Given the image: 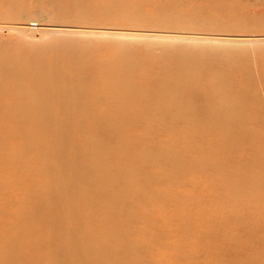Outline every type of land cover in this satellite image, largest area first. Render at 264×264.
<instances>
[{"label":"rangeland","instance_id":"rangeland-1","mask_svg":"<svg viewBox=\"0 0 264 264\" xmlns=\"http://www.w3.org/2000/svg\"><path fill=\"white\" fill-rule=\"evenodd\" d=\"M236 13L240 19L234 17ZM260 16H264V0H0V113H7L0 140L6 144L2 160L13 182L0 197V247L12 245L7 242L8 232L12 242L29 254L45 256L49 246V255L40 264H57V260L79 264L71 250L68 255L73 256L61 259L58 255L67 240L75 237L73 242L88 257L87 264H112L109 233L104 221L95 216L91 200L100 197L99 192L132 189L130 183L123 185V170L120 177L117 172L121 167L157 172L149 164L152 157L182 146L174 141V130L158 125L147 129L149 121L141 113L145 96L160 90L156 81L165 76L180 72L190 81L186 93L192 102L201 101L204 119L224 100L216 91H225L227 103L240 99L243 107L231 106L238 109L235 124L260 134L261 139L230 145L210 122L206 126L192 123L176 131L187 133L183 147L200 149L210 164L216 162L223 170L231 164H247L250 150H263L264 155V18ZM67 27L78 31L66 32ZM67 44L78 47L69 51ZM88 53L92 57L87 58ZM134 62L139 65L131 68ZM74 66H80L82 96L73 81ZM215 70L223 72V80L217 79ZM88 72L93 77L87 80ZM119 90L122 95L115 97ZM207 93L211 99L203 100ZM223 117L227 115L217 118L221 125H225ZM192 134L197 137L188 140ZM190 173L181 177V185L171 186L170 193L183 195V205L191 208L189 217L211 215L218 221L222 239H213L212 244L199 239L196 235L204 236L207 226H198L183 246L191 253L186 252L185 258L176 256L175 243L187 231L174 216L175 203L167 197L161 201L171 211L168 214L146 198L136 210L148 209L152 219L133 226L134 231H142L138 240L143 245L137 249L142 264H158L159 260L161 264H223V260L240 264L247 258L252 263L255 256L260 258L257 264H264V220L260 216L264 217V188L258 193L241 189L232 199L221 186L208 185L209 178L215 180L213 173L202 172L194 179ZM156 176L160 179V174ZM230 180L237 185L242 177ZM94 183L103 190L97 191ZM159 183L169 189L167 182L161 179ZM129 199L125 197L124 202ZM238 216L248 224L240 230L233 221ZM45 225L51 231L50 242L40 236L48 229ZM147 233L156 235L155 243L146 241ZM224 235L247 239L234 243L230 236L223 239Z\"/></svg>","mask_w":264,"mask_h":264},{"label":"bare ground","instance_id":"bare-ground-1","mask_svg":"<svg viewBox=\"0 0 264 264\" xmlns=\"http://www.w3.org/2000/svg\"><path fill=\"white\" fill-rule=\"evenodd\" d=\"M177 1L180 2L181 0H177ZM259 15H262V14L259 13ZM234 17L237 19L238 18L240 19V14L236 13ZM258 18H264V16H262V17L260 16ZM68 30H72V29L70 27H67L66 32ZM77 31L78 30H72L71 32L75 33ZM75 40L77 42H81L80 40H78L76 38H75ZM72 46L78 47V44H73V45L67 44V50L71 51L70 48ZM181 50L188 51L189 49L187 50V49L183 48ZM189 51L191 52V50H189ZM203 51H206V47L203 49ZM86 57L90 58V57H92V54L88 53ZM56 61H57V58H56ZM55 63H57V62H55ZM128 64L129 63H126V65H128ZM135 64H137V63L134 62V64L130 65V67L134 68ZM137 65H139V64H137ZM182 71H183V69H182ZM79 72H80V66H74L73 67V81L76 83V87L78 89L79 95L82 96L83 93L80 92L81 91L80 88L82 86L83 78ZM213 72H214L213 74L217 77V79L219 81L224 79L225 75H223V72H220L219 70H215ZM181 75L182 74H180V72H178L175 74L168 75V77L165 76L162 78V80H160V79L157 80L156 82H157L158 86H160L161 89L156 91V92L155 91L153 92V94H155L154 97H151V96H153V94L149 95V96H147L148 95L147 94L144 98V100L146 99L145 108H143V106H140V107L142 108V111H141L142 115L145 116L149 121L148 126H146L147 129L152 128L151 130H153L154 129L153 125H158L160 127L166 128L168 130H174L175 132L171 133L172 136L174 137V141L176 143H178V145L180 143H182V146H178L174 150L171 149L172 151H170V152L165 151L166 149H164V151H162V153L159 152L160 154H158V156L152 157L151 162H149V164L154 169H157V172H156V170H153L154 172H151L148 169H145L144 167H142V170L139 172H138V169L134 170V169H131L128 167H121V169H119L117 172L119 173V177H120V172L123 170L122 178L125 181V183L123 185L130 183V185L132 186V189L129 192H126V191L122 192V191H118V190H116L115 194H102V192H99L100 197L92 198V200H91V198L87 199V200H91L94 202L93 207H94V211H95V216H97L98 218H101L104 221L105 228L109 233V241H108L107 246H108L109 259L112 261V264H142V257L140 255V253L137 252V249L139 247H142V245H143V243L140 242L141 240L140 239L138 240V237L142 236L141 235L142 231L139 230L140 228L137 229L136 231H134L133 226L135 224L139 225L141 223H145V222L152 219L150 212L147 211L148 209H144V211L136 210L137 207H141L140 206L141 202L144 201L146 198H148L152 202L154 201L156 207L159 206L157 208V210H162L163 213L168 212V214L171 211L167 210L165 204L161 205L160 204L161 201L166 202V197H167L168 201L172 200L175 203V209H174L175 212L173 210L174 216L177 219H179V222H181L180 225L182 226V228L186 229V231H187L185 233V235L180 236L181 239L177 240L175 243V246H177V249L175 252L176 256H178V257L182 256L185 258L188 255V254H186V252H189V251L186 249H183V248H185L183 246L186 245L188 239L191 238L193 235L192 232L196 229V227L198 228V226H203V227L207 226V228L205 230H203L204 236L203 235H196V237H198L199 239H202L203 241L211 242V244H212L213 239H222V237L220 236V231L222 228H221L218 221L214 220V218H211V215H210V217H206L209 215H206L205 217H200L202 220L201 219H193V218H191V216L189 217V215H190L189 210L191 211V208H189L190 207L189 203H187L189 207L188 208L185 207V205H183L184 199H182L183 197H180L181 194L178 195L175 193V195H174L173 193L172 194L170 193L171 186H173V185L176 186L177 183H180V185H181V183H182L181 179L185 178V175L189 172H191L190 175L193 176V179H194V177L200 178L202 172H203V174L204 173L207 174V176H208V171L210 173H213L215 180H212L209 178V181H207V182H209L208 185L212 186V185L216 184V185L221 186L222 189H224V191H223L224 195H226L232 199H234L235 197H237L239 195V192L241 191V189L247 190V193H249V190H252V191H255L258 193V190L264 188V185H263L264 184L263 183V179H264V155H263V153H261V152H263V150L258 151V152L254 151V150L253 151L250 150L249 151V160L247 161V164L244 163L241 166H239V165L236 166V165L231 164L228 167H226L225 170H223L219 167L218 163H216V162L213 164H210L208 162V160L206 159L207 156L203 155V152L200 149L197 148V151H196L195 150L196 148L191 149V148H188L187 146L183 147V146L187 145L186 144L187 133L186 132H180V133L177 132L176 133V131L177 130L179 131V126H182V129H183V126L185 127V124H187V125L191 124L192 125V123H196L197 125L206 126V125H208V122H210L214 132L217 133L220 130L222 132V134L224 135L223 139H224L225 143L226 144L228 143L230 145L235 144V146H239L241 142H243V144L245 143L244 142L245 139H246L245 141H247V139H248L249 141H247V142H249V143L250 142L257 143V142H260L261 139L259 138L260 134L254 135L253 133H255V132H253L251 130H247L245 127H242V126L235 124L236 121L238 120V118H236V117H238L237 112H236V110H238V109L237 108L232 109L231 106L234 105L235 107H237L239 104V101H241V100L238 99L233 104L227 103L229 101H227L225 98V91L218 90L215 92L216 96L218 95L220 98L224 99L225 102H224V100L217 102L211 110V112H212L211 116H206L207 117L206 119L203 118L204 116L201 117L200 115H202V113H200L199 109H200V107H202V103H201V101L192 102L189 99L188 96H190V95L186 93V89H187V87H189V88L191 87V85H190L191 83L187 78H183L182 77L183 75L182 76ZM92 77H93V75L90 72H88L87 80L89 78H92ZM183 80H185V83H183ZM263 87H262V89H263ZM87 92H88V89H87ZM120 95H122L121 90H119V92H117V95L115 97L120 96ZM211 97H212V95L210 96L209 93L204 94L203 100L211 99ZM200 98H201V96H197V99H200ZM0 102H1V99H0ZM241 103H243V101H241ZM159 104H160V107H159ZM235 104H237V105H235ZM242 105L243 104H239V106H242ZM141 108H140V110H141ZM8 110H10V109H8ZM6 114L7 113H3V115H2V113H0V135L5 132V129L7 126L6 119H5ZM222 114H223V116L227 115V118L226 117H223L225 119L222 118L223 120H226L225 125L223 124V120H222V124L224 126H226V122H229V125L226 126L225 128L223 127V125H221L220 120L217 119ZM158 118H160V119H158ZM161 120L164 121V124H160ZM22 126H24V124H22ZM26 126H29V125L26 124ZM34 132H33V134L36 135V132L35 133ZM196 134H198V133H196ZM195 136L197 137V135H194V134L190 135L188 140H192L193 137H195ZM200 137L203 138L202 136H200ZM38 138H39V136H38ZM70 138H71V136L68 139H70ZM32 139L35 140V137L33 136ZM261 143H263V142H261ZM5 147H6V144L0 140V197L5 192L6 187L10 186L13 183L11 179L7 178L8 177L7 167L6 166L4 167V162L2 160V157L4 158V156H3V152H1V151L4 150ZM67 154L65 153V156ZM65 156H62V157H65ZM47 157H49V156H47ZM55 159L58 160L57 158H55ZM44 161H46V164L48 163L47 160H44ZM56 163H58V162H56ZM69 163H70V161H69ZM18 164H19V161L17 160V165ZM145 165H147V163ZM52 168H54V167H52ZM255 168H258V170L256 172H254ZM68 169H66V170H68ZM71 174H73V173H71ZM157 174H160V179H158V180H156ZM174 175H176V177H174ZM178 175H179V177H178ZM63 176H64V174H63ZM235 176H241L242 177V181H237V185L232 183V180H230V179H233ZM39 178H41V177H39ZM205 178H207V177L204 176L203 179H205ZM161 179H162L163 183L167 182L166 185H168L169 189H165L164 187L160 186L161 184L159 183V180H161ZM41 181H43V180H41ZM44 181L46 182V179H44ZM71 181H73V180H71ZM212 181H214V182H212ZM37 182H39V181H37ZM58 182H60V181H58ZM186 183H188V182H186ZM193 183H195V181ZM74 186L75 185H73L72 187L74 188ZM94 186H95V189L97 191L103 190L101 188L100 184H98V183H94ZM67 190L68 189H66V191ZM172 192H173V190H172ZM186 195L189 196V194H186ZM186 195H184V197ZM181 196H183V195H181ZM125 197H130L129 201L124 202ZM193 197L194 196L192 195V198ZM194 198H196V196ZM42 199L43 198H41V201H43ZM187 199L188 198L185 197L186 201H188ZM196 199H198V198H196ZM36 200H38V199H36ZM49 200H50V198L47 194L45 197V201H47L49 203ZM194 200H193L192 204L195 202ZM225 200L228 201L227 199H225ZM197 201H200V200H197ZM157 203H159V204H157ZM255 205L256 204H252V205L249 204L250 207H256ZM258 207H259V205H258ZM198 212H200V211H198ZM256 212L261 213L259 211H256ZM256 215H258V214H256ZM260 216L264 220V217H262V215H260ZM143 217H144V220H143ZM243 218L244 217L238 216V219H236V218L233 219V221L235 222L234 225H235L236 229L239 228V230H240V226L242 224H243L242 228H244L245 226L248 225L247 220H243ZM247 218H249V217L247 216L246 219ZM195 220L202 221V224L197 223ZM75 226L76 227H74V228L78 227L77 224ZM45 227H47V226L45 225ZM233 227H231V228H233ZM223 228H225V227H223ZM81 229L83 231V227ZM192 229H193V231H192ZM225 229H227V228H225ZM28 232H29V230H28ZM50 233H51V231L48 228V229H45L44 231H42L40 233V236H41V238L45 239L47 242H50V240L52 238ZM6 234H8L6 237L7 242L12 244V245L5 243L3 246L0 247V264H40L39 261L43 257L49 255V252H50L49 246H47L45 249V253H44L45 256H42L40 253L29 254L28 252H25L24 249L22 247H20V245L16 246V244L12 242V237L9 235L8 232ZM78 234H80V233H78ZM226 236L227 237L230 236V239L232 240L231 242H234V243H237L239 241L247 239V238L243 239V237L240 235H229V236L224 235L223 239H225ZM257 237L259 239V235H257ZM74 238L75 237H72L71 239L67 240V247L64 244L63 247L59 249L58 255L60 256L61 259L66 258L68 256H73V255H68L72 251V252H75L74 255H76V259H74V260H78L79 264H87L88 263L87 262L88 257L87 256L83 257V253L80 249L81 246L78 243H75L76 241L73 242ZM76 238H78V237L76 236ZM145 238L149 244L152 242L155 243V240L157 239L156 235H154L153 233H151V234L147 233L145 235ZM0 239H2L1 230H0ZM82 241L83 240L81 239V242ZM256 241L257 240H254L255 243H256ZM263 242H264V240H263ZM23 247H25V246H23ZM161 247L164 248L163 241L161 242ZM252 250L255 251V249H252ZM189 253H191V252H189ZM258 258L259 257L256 258V256H255L253 259H251L253 261L252 263L255 262L257 264ZM160 261L161 260L157 261L158 264H161ZM229 261H231V260H229ZM229 261H228V263H227V261L225 263L224 260L221 262L223 264H235L233 261L231 263H229ZM249 263H250L249 258H247L245 260V263L240 262V264H249ZM252 263H250V264H252ZM57 264H67V263L64 260L63 261L57 260ZM152 264H154L153 261H152Z\"/></svg>","mask_w":264,"mask_h":264}]
</instances>
